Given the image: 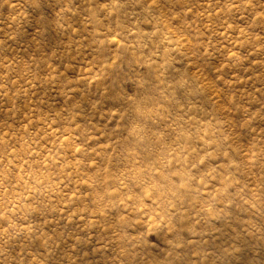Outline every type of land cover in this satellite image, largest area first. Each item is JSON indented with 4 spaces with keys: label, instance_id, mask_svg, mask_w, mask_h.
<instances>
[{
    "label": "rangeland",
    "instance_id": "1",
    "mask_svg": "<svg viewBox=\"0 0 264 264\" xmlns=\"http://www.w3.org/2000/svg\"><path fill=\"white\" fill-rule=\"evenodd\" d=\"M0 264H264V0H0Z\"/></svg>",
    "mask_w": 264,
    "mask_h": 264
}]
</instances>
